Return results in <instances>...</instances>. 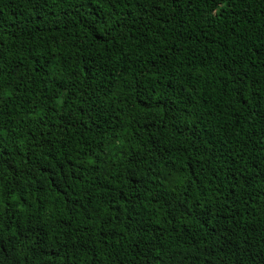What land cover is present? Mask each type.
I'll return each mask as SVG.
<instances>
[{"label": "trees", "instance_id": "1", "mask_svg": "<svg viewBox=\"0 0 264 264\" xmlns=\"http://www.w3.org/2000/svg\"><path fill=\"white\" fill-rule=\"evenodd\" d=\"M0 264H264V0H0Z\"/></svg>", "mask_w": 264, "mask_h": 264}]
</instances>
